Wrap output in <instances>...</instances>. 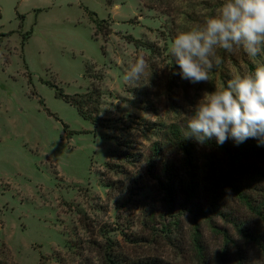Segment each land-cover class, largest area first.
Returning <instances> with one entry per match:
<instances>
[{
	"label": "rangeland",
	"instance_id": "374dc122",
	"mask_svg": "<svg viewBox=\"0 0 264 264\" xmlns=\"http://www.w3.org/2000/svg\"><path fill=\"white\" fill-rule=\"evenodd\" d=\"M222 3L0 0V264H195L185 190L208 205V151L197 145L190 166L171 131L186 127L205 92L257 64L240 49H218L209 82L191 84L170 47ZM139 57L145 72L132 84L125 76ZM48 84L101 92L99 125ZM212 222L226 225L199 222L215 252L222 240Z\"/></svg>",
	"mask_w": 264,
	"mask_h": 264
},
{
	"label": "clouds",
	"instance_id": "9594fccd",
	"mask_svg": "<svg viewBox=\"0 0 264 264\" xmlns=\"http://www.w3.org/2000/svg\"><path fill=\"white\" fill-rule=\"evenodd\" d=\"M218 49H240L257 66L250 73L233 75L223 88L205 92L189 115L184 137L201 144L214 137L218 145L254 138L258 146L264 145V0H223L203 26L175 36L170 55L181 79L198 84L209 82V73L221 65ZM145 67V59L139 57L125 79L134 84Z\"/></svg>",
	"mask_w": 264,
	"mask_h": 264
},
{
	"label": "trees",
	"instance_id": "16d2710c",
	"mask_svg": "<svg viewBox=\"0 0 264 264\" xmlns=\"http://www.w3.org/2000/svg\"><path fill=\"white\" fill-rule=\"evenodd\" d=\"M106 23V20L96 22L98 28ZM20 27H23V22ZM48 85L56 89L57 97L75 107L83 119L90 121L94 126L99 125L97 111L101 92L69 95L55 85ZM40 103L54 116L46 108L43 99H40ZM91 106L95 107L96 113L89 110ZM55 118L59 119L56 116ZM62 124L66 136L71 138L74 132L68 131L67 124ZM186 131L185 126L176 129L174 127L170 139L185 154L190 166L198 162L197 145L208 151L203 155L206 161L205 185L209 193L208 205L195 202V190L191 186L185 190L184 209L188 215H192L194 221L192 251L195 264H264V145L258 146L254 138H249L239 145L231 139L223 145H218L214 137L201 144L194 138H185ZM203 157L200 160H203ZM207 219L220 220L226 225V228H223L212 222L209 226L222 240L220 249L215 252L210 251L200 230L199 222L205 223ZM169 233L172 234V231L169 230L167 234ZM251 253L257 255L255 263L251 261ZM108 262L110 264V259ZM111 263L120 264L119 261Z\"/></svg>",
	"mask_w": 264,
	"mask_h": 264
}]
</instances>
